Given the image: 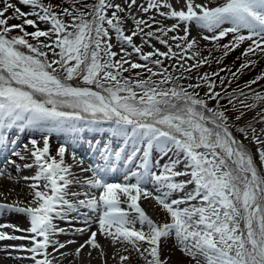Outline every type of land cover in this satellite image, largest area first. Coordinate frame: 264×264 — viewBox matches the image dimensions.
I'll return each instance as SVG.
<instances>
[{
    "label": "snow or ice",
    "instance_id": "1",
    "mask_svg": "<svg viewBox=\"0 0 264 264\" xmlns=\"http://www.w3.org/2000/svg\"><path fill=\"white\" fill-rule=\"evenodd\" d=\"M176 3L0 0V178L22 179L30 197L0 202V220L16 214L27 222H0L5 259L62 264L88 248L89 258L95 251L107 264L110 247L117 264H169L164 245L172 239L194 264H264V127L255 126L264 125V92L252 88L264 69L244 88L231 87L258 66L253 57H264V0ZM238 50L233 71L224 61ZM248 111L255 115L241 124ZM17 125L41 138L20 144L9 132ZM57 131L106 136L94 139L85 166L75 149L73 164L65 162V144L51 154ZM73 165L90 176L81 179ZM33 167V175H19ZM110 173L122 179L109 182ZM147 199L170 221L153 220L141 206ZM86 232L72 253L61 251L75 241L58 236Z\"/></svg>",
    "mask_w": 264,
    "mask_h": 264
},
{
    "label": "bare ground",
    "instance_id": "2",
    "mask_svg": "<svg viewBox=\"0 0 264 264\" xmlns=\"http://www.w3.org/2000/svg\"><path fill=\"white\" fill-rule=\"evenodd\" d=\"M198 2H204V0H197ZM173 3V2H172ZM174 4V3H173ZM176 7H180L179 4H174ZM128 28L131 27V25H127ZM106 127V126H105ZM16 131L13 135V131ZM11 134V138L17 139L20 144H24L27 142V138L31 135L36 139L41 138V134L39 131L33 128H24L20 129L19 126H15L13 129L9 130ZM68 134V133H67ZM64 135L63 133L57 131L51 134V139H50V150L51 154L53 156L56 155V151L58 149V145L60 144H65L68 146V151L66 152L65 155V162L68 164H73L72 158H71V152L73 149H75L78 153L79 156L85 157L86 155L89 156L94 153L95 148L90 146L91 140L92 139H100L101 137H105L106 134L103 132H93V131H85L79 134L78 138L75 135L68 134ZM67 136V137H66ZM86 147V148H84ZM85 155V156H84ZM15 159V158H14ZM58 159V157H57ZM16 162L21 163V161L17 160ZM31 162V157H29L28 160L24 161L23 163H28ZM92 161L86 160V163H90ZM85 163V166H87ZM37 169L33 167L30 170H24L22 171L19 175L21 177L23 176H31L33 175ZM73 172L80 176L81 179H83L85 176H90V173H83L82 175L80 174V168L76 165H73ZM111 174V173H110ZM12 175L15 176L16 173L15 171L12 172ZM108 180L110 181L113 180L114 182H118L122 179V177L119 174H111L108 177ZM2 180V186H0V191H4L5 195L7 196V200L4 201L0 199V202H12L14 200H27L30 197H28L26 194L29 191V189L26 187V182L23 181L22 179L20 182L17 184L15 182H9L5 178H0ZM8 189H14V191L11 192V194L8 193ZM71 191H78L80 190L77 187H72L70 189ZM83 198V197H80ZM143 201V200H142ZM145 204V203H144ZM141 206L144 208V205L141 203ZM126 207V206H125ZM147 213V212H146ZM153 220H155V216L147 213ZM4 220H8L11 223L18 224L20 227H27V222L26 219L23 216L12 214V215H6L4 217ZM4 220H0V222H4ZM55 223L58 224L59 227H68L63 221H60L57 219ZM76 227H82L83 225L81 224H76ZM95 225L92 226V230H95ZM6 231H11V229H6ZM19 235L20 233H16ZM90 233H83V234H65V235H60L57 238L60 241H65V240H74L75 243L69 245L66 249H62L61 251L66 252V253H72L76 247H78L80 244L84 243L85 240L88 239V236ZM4 243H14L12 241H5ZM107 246L108 244H104ZM172 248L171 240H168L166 244L164 245V254L171 251L170 249ZM51 251V249H49ZM89 249L85 248L79 259H73L72 255H68L65 259H63L62 264H102L101 259L98 256V253L95 251L92 252V258H89L87 253ZM107 251L109 253V258L107 260V264H117L116 260L111 259V255L113 253V249L110 247H107ZM13 255H24L23 253H13ZM136 258H133V260ZM138 263L142 264L143 261L140 259H137ZM0 264H32L31 260H14V259H5V253L0 252ZM57 264H60L59 261H57Z\"/></svg>",
    "mask_w": 264,
    "mask_h": 264
},
{
    "label": "rangeland",
    "instance_id": "3",
    "mask_svg": "<svg viewBox=\"0 0 264 264\" xmlns=\"http://www.w3.org/2000/svg\"><path fill=\"white\" fill-rule=\"evenodd\" d=\"M11 2L16 3L17 0H11ZM49 2L52 3V4H57V3H60L61 0H45V3H49ZM67 2H70V0H66V3H67ZM87 2H88V3H92L93 0H87ZM115 2H117V3H122L123 0H115ZM172 2H173L174 4H177V3H176V0H172ZM197 2H198V1H197ZM202 2H203V1H202ZM212 2H213V6H214L216 3H220V2H222V0H212ZM18 6L22 7V10L25 11V12H28V11H29V8H28L27 6H22V5H18ZM30 18L35 19V17H30ZM157 18H158V19H161L160 17H157ZM19 22H20V21H18V20H16V19H13V20L10 21V23H19ZM173 22H174L173 20H165V21H164V23H165L166 25H171ZM128 24L132 26V22H131V20L128 21ZM128 24H127V25H128ZM40 27H41L42 29H44V28L47 27V25L41 23V24H40ZM34 30H35V29L32 28V27H28V28H27V31H29V32L34 31ZM197 31H198L197 27H196L195 25H193V26H192V36H196V35H197ZM12 34L15 35V34H18V33H17V32H13ZM181 34H182V33H181ZM170 35H171V34H170ZM41 39H44V38H41ZM227 39H230V37H229V38H226L223 42H227ZM135 40H136V43H137V44L140 43V39H139V37L135 38ZM113 42L115 43V41H113ZM154 43H155V42H154ZM205 43H207V42L201 41V45H204ZM156 47H160L161 50H165V49H163V47H162L161 45H159V44H156ZM113 50H114V51H119V47H116V48H114ZM130 50H131V49H129V51H130ZM144 50H145V51H148V50H150V49H148V48L145 46V49H144ZM241 50H242V49H241ZM234 54H236V56L238 57V56L240 55V50L234 52ZM255 58H256V57H255ZM49 59H52V57L50 56ZM132 59L138 61V58H137L135 55L132 57ZM256 59H258V66L255 67L254 69H252L251 71L246 72V73H247V78H246L247 81H250V80H252L253 78H255V76H257V75L261 72V70L264 69V57H258V58H256ZM138 62H139V61H138ZM240 62H241V61L236 60V64H235V66H232L233 71L235 70V67H238V66H239ZM165 63L168 64V63H170V62H169V61H166ZM246 73H245V74H246ZM245 74H243V75L240 77L239 81L237 82V84L239 83V84H238L239 86H240L241 84H242L241 86H244V85H245V82H247V81L243 82V77L245 76ZM124 75L127 76L128 73H124ZM259 82H260V87H259V89H258V90H257L256 88H253V89H256L257 91L264 92V80H261V81H259ZM182 83H187V81H182ZM238 85H236V83H235V84H232V86H234V88H235L236 86H238ZM232 86H231V87H232ZM243 88H244V87H243ZM245 91H247V89H245ZM241 99H243V97H242ZM248 102L251 103L250 100H249ZM241 110H243V109H241ZM248 112H249V114L251 115V117H249L248 115H246L245 118H244V120H242V121L240 122L241 124H244L245 122L251 121V118L255 115V112H253V111H248ZM104 126H106V125H104ZM255 126H256L257 129H259V128H261V127H264V125H261V124H258V123H257ZM15 131L18 132V130H15V129H14V132H15ZM63 134H64V133H63ZM64 135H66V134H64ZM235 135L237 136L238 139L241 138L239 133H235ZM244 143H245L246 145L248 144V142H247L246 140L244 141ZM58 146H60V145H58ZM249 149H250V150H254V149H252V146H251V145H249ZM85 163H86V161H85ZM86 165H88V164L86 163ZM111 174H113V173H111ZM111 174H109V175H111ZM106 179H109V178H106ZM109 182H114V181L110 179ZM133 182H134V181H133ZM96 194L98 195V192H96ZM141 203L144 205V209H145V211H146L147 213H149V214L155 216V221H158V222H168V221H170V217L168 216V214H167L166 212H164V211L162 210V208H161L159 205H157L156 202H155L154 200H152V199H147V200H143ZM144 203H145V204H144ZM125 206H126V205H122V207H125ZM137 227H139L138 224H137ZM169 240H171V244H172V248L170 249L171 251L169 252V254H171V259H170V261H169V264H178V262H180V261H183V264H194L193 261H191L189 258H186L185 256H183V255L181 254L180 251H178L175 247H173V245H174V241H173L172 239H169ZM100 242H101V244H103V245H104V244H108V241L103 240V239H100ZM169 254H168V252L166 253V255H169ZM131 264H140V263H138L137 259H134V260L131 261ZM142 264H143V263H142Z\"/></svg>",
    "mask_w": 264,
    "mask_h": 264
},
{
    "label": "trees",
    "instance_id": "4",
    "mask_svg": "<svg viewBox=\"0 0 264 264\" xmlns=\"http://www.w3.org/2000/svg\"><path fill=\"white\" fill-rule=\"evenodd\" d=\"M236 54H234V53H232L229 57H227L226 59H225V61H224V63L225 64H227L228 66H230V67H232L233 66V62H235V64H236ZM257 58V57H256ZM255 57H253V59H256ZM216 67H217V65L215 64V63H213L210 67H208V66H205L204 68H201V73H203V72H206V71H208V72H210V71H213V70H215L216 69ZM222 75H223V73H222ZM246 78H247V73L245 74V76L243 77V82H245V81H247L246 80ZM237 82L238 81H235V82H233V84H235L236 83V85H238L237 84ZM242 85V84H241ZM239 86L240 88H243L244 86ZM232 86V85H231ZM259 87H260V82H258V84H254V85H252V88H256L257 90L259 89ZM232 88H234V86H232ZM235 88H237V86L235 87ZM247 115L249 116V117H251V115L249 114V112H247Z\"/></svg>",
    "mask_w": 264,
    "mask_h": 264
}]
</instances>
